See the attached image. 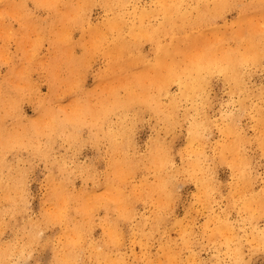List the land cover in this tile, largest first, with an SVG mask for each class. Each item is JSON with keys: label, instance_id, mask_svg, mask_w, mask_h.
<instances>
[{"label": "rangeland", "instance_id": "1", "mask_svg": "<svg viewBox=\"0 0 264 264\" xmlns=\"http://www.w3.org/2000/svg\"><path fill=\"white\" fill-rule=\"evenodd\" d=\"M230 2L216 13L215 0H188L187 14L195 16L202 5L213 13L186 31L228 33L248 15L264 27V0ZM168 3L129 0L123 7L132 13L126 10L115 30L107 20L121 10L96 2L84 10L89 22L73 30L74 51L56 64L48 60L50 38L38 43L37 31L6 17L0 5V246L12 248L0 264H57L51 249L62 247V221L82 215L71 209L56 221L52 174L64 193L91 200L87 240L72 264H264V57L244 66L241 85L207 71L199 90L185 94L161 62L168 59L161 51L173 43ZM27 8L34 22L50 17L32 0ZM118 34L131 39L129 56L136 59L123 67L112 65ZM122 83H140L152 103H133L124 117L109 111V95L126 94ZM153 98L170 105L166 118L153 110ZM45 107L57 112L44 116L43 125ZM59 118L74 137L48 125ZM36 122L39 129L31 127ZM111 129L125 162L140 164L117 184L123 194L116 200L109 196V163L117 157ZM156 152L166 157L161 167L149 165ZM162 175L168 190L149 192Z\"/></svg>", "mask_w": 264, "mask_h": 264}, {"label": "bare ground", "instance_id": "2", "mask_svg": "<svg viewBox=\"0 0 264 264\" xmlns=\"http://www.w3.org/2000/svg\"><path fill=\"white\" fill-rule=\"evenodd\" d=\"M28 1L29 0H0V5L6 17H18L17 19L23 23L26 30L33 27L32 31H37L39 36L38 43L43 36L50 38V53H52V56L48 60L49 63L54 64L59 61V57L62 54L74 51L76 42L72 38L73 30L81 28L84 23L89 22V18L84 17L85 15L83 14L85 9L87 12L93 4L98 2L117 11L121 10V15L117 14L114 18H109L107 20V25L110 26L111 24L113 27L112 29L115 30H118L117 28L119 27L117 26L119 25L117 22L122 18L124 12L127 10L126 15L132 13L131 10L127 9V6L123 7L129 0H32L38 7H41L43 11L50 13V17L47 20L43 21L39 19L34 22L35 20L27 13ZM161 1L169 2L166 12L168 14V19H170V32L173 38L172 45L161 51L168 55V59L166 61L165 59H161V62H166L168 64L171 78L180 79L184 85L185 94L195 93L199 90L198 88H200L202 84L203 74L207 71L221 72L225 78L234 81L237 85H241L245 77L244 66L257 62L260 58L264 57V27H259L255 23L253 16L248 15L245 17L241 23L242 26L240 29L232 30L228 33L216 32L211 33L212 35H207L203 33V31L188 33L190 30L186 31L185 28H191L193 25L210 21L213 12L207 11L203 7L204 5H202L200 9L197 8V14L192 16L186 12L187 6L185 4H187L188 0H158L159 3ZM215 1L216 13L231 6L230 0ZM259 1L260 0H255V2ZM242 8H245V5ZM126 15L124 18H127ZM243 29L249 31L247 37L244 36ZM91 31V35L95 32L94 37H97V30L91 28ZM137 36H140V33ZM114 41L115 43H113L112 50L116 52L119 58L117 57L112 65L115 63L117 65L119 63V65L123 67L136 60L129 56V52L133 49L131 39H129V41L128 39L125 40L122 35L118 34ZM20 44L23 45L24 43ZM30 54H37L36 46L35 50ZM125 55H127V58L124 60ZM122 85L126 88V94L120 96L113 91V94H110L107 98L110 106L108 109L109 111H119L120 116L124 117L129 113V108L132 107L133 103L137 102L144 105L152 103V97L145 94L141 89L140 83H122ZM165 86L166 85L163 87ZM1 95L2 92L0 91V96ZM153 100V110H155L160 117L166 118L168 115L165 112L170 105L164 108L160 98H153ZM41 112L44 125V116H53L57 110L53 107H45ZM164 113L166 115H164ZM262 118L264 119V117ZM73 119V117L70 118L66 116L62 120L69 121ZM65 121H61L59 118L57 123L49 122L48 125L50 127L59 125L61 126V131H63L66 136L74 137V133L65 128ZM31 127L39 129L41 127V122H36L32 124ZM120 128L121 127L116 130L120 132ZM115 131L111 129L109 132L114 153L116 152L115 155H117L115 158L112 157L109 163L114 173L109 175V180L112 185L111 188H109V196L112 200H116L123 194V192L119 191L117 188V184L122 182L128 176V173L140 166V164L132 163V160L129 163L125 162V153L122 151L121 141L115 138ZM49 153H47V156ZM151 160L153 163H149L150 166L161 167L165 164L163 162L166 160V157L162 152H156L151 156ZM166 178V175H162L159 183L151 185L148 191L151 192L153 188L159 191H167L168 189L165 188L168 183ZM51 183L54 186L52 191L53 197H51V199H55L60 207L54 214V218L57 219L56 221L61 222L59 219L66 213H69L71 209H73L75 213L82 215L81 219L66 217L62 221L64 237L62 247L57 248L56 251L53 247L51 249L53 259L57 264H72L74 258L78 256V251L84 244L83 242L87 240L86 221H89L87 217L90 215V210L88 208L90 207L89 202L91 200L64 193L61 189L63 188V182L56 174L51 175ZM10 189V187H7V190H5L6 197L8 198L10 197ZM94 201L95 200H93V202ZM70 202H75L73 208H63L65 207V203ZM259 202L260 211L264 214V198L260 199ZM111 229L114 230V227L110 228V230ZM30 235L31 240H36L39 235V229L31 230ZM113 241H116V239L114 238ZM23 248L24 247L20 248L21 252ZM11 252L12 248L10 246H0V262H3ZM111 257L110 255V258Z\"/></svg>", "mask_w": 264, "mask_h": 264}]
</instances>
